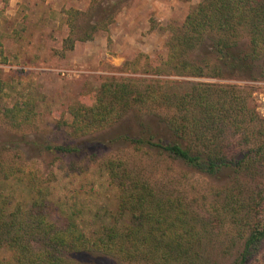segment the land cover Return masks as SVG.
<instances>
[{
  "label": "rangeland",
  "instance_id": "rangeland-1",
  "mask_svg": "<svg viewBox=\"0 0 264 264\" xmlns=\"http://www.w3.org/2000/svg\"><path fill=\"white\" fill-rule=\"evenodd\" d=\"M108 1L0 0V42L7 56V61L0 63V81L6 93L1 104L25 101L32 107L29 121L23 124L0 116V167L40 177L50 199H58L59 208L63 207L61 200L71 205L75 202L82 218L87 219L79 220V227L88 232L99 226L93 215L116 207L118 185L148 182L165 200L182 203L191 215L208 223L207 235L196 248L200 252L197 264H232L244 242L238 235L243 223L234 220L226 191L236 194L237 208L247 205L254 182L264 177V166L213 177L148 145L136 147L119 139L123 134L140 136L145 132L169 135L165 121L173 110L165 108L161 100L138 102L109 126L85 134H71L67 124L59 127L56 121L70 122L69 107L74 104H93L95 92L107 81L125 80L140 90H165L170 96H179L197 83L211 84L214 90L227 85L244 110L232 117L235 125L218 137L240 151L264 142V76L231 78L164 71L161 63L172 29L179 28L201 0H127L111 22L99 8ZM70 37L72 49L65 41ZM202 51L196 48L188 56L198 61ZM205 68V73L211 71ZM61 144L77 145L80 150L63 153L48 148ZM245 210L241 212L247 215ZM51 220L56 222V211ZM140 248L148 249L146 245ZM72 257L81 264L158 261L144 255L131 261L98 251ZM39 263L37 259L31 264ZM250 264H264V239Z\"/></svg>",
  "mask_w": 264,
  "mask_h": 264
},
{
  "label": "trees",
  "instance_id": "trees-1",
  "mask_svg": "<svg viewBox=\"0 0 264 264\" xmlns=\"http://www.w3.org/2000/svg\"><path fill=\"white\" fill-rule=\"evenodd\" d=\"M126 1L101 3L99 8L107 14V22L113 20ZM67 23L73 26L71 19ZM65 41L72 49L73 39ZM166 48L167 55L161 64L169 73L231 78L264 76V0H201L181 26L172 29ZM196 48L203 49V57L198 61L188 56ZM6 61L0 42V63ZM205 67L211 71L205 73ZM3 84L0 81V116L18 125L28 122L32 110L28 102L1 104L6 96ZM134 86L125 80L102 83L93 104L80 102L70 106V122L56 119L57 125L67 124L71 134H85L109 126L138 102L161 100L165 108L173 110L165 121L169 135L145 132L140 136L123 134L119 139L136 147L148 145L213 177L264 166V142L236 151L232 144L218 137L225 128L235 125L232 117L244 110L229 86L219 85L214 90L211 84L197 83L179 96ZM48 148L63 153L80 150L79 146L68 144ZM117 188L116 207L103 215H93L99 226L88 232L79 227V220L87 219L82 218L83 212L75 202L71 205L61 200L63 207L59 208L58 199H50L40 177L22 170L18 175L14 168L4 171L0 167V264H31L37 259L39 264H81L72 255L92 251L131 261L144 255L158 260L154 264H197L200 252L196 248L207 235L206 221L191 215L182 203L165 200L163 193L148 182L135 180ZM226 197L235 212L234 220L243 223L238 235L244 242L232 264H250L264 239V177L254 182L247 205L242 208H237L238 198L231 190L226 191ZM53 211L56 222L51 220ZM143 245L149 250L140 248ZM35 247L41 250L39 254ZM1 250L10 254L7 256Z\"/></svg>",
  "mask_w": 264,
  "mask_h": 264
},
{
  "label": "crops",
  "instance_id": "crops-1",
  "mask_svg": "<svg viewBox=\"0 0 264 264\" xmlns=\"http://www.w3.org/2000/svg\"><path fill=\"white\" fill-rule=\"evenodd\" d=\"M57 1V0H56Z\"/></svg>",
  "mask_w": 264,
  "mask_h": 264
}]
</instances>
